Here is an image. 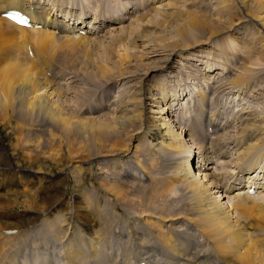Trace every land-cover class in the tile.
I'll return each instance as SVG.
<instances>
[{
  "label": "bare ground",
  "instance_id": "bare-ground-1",
  "mask_svg": "<svg viewBox=\"0 0 264 264\" xmlns=\"http://www.w3.org/2000/svg\"><path fill=\"white\" fill-rule=\"evenodd\" d=\"M189 1L176 0V2H181L183 5L185 3L190 5L194 1L193 6L188 11L189 13L183 16L185 23L180 24L179 27L171 26L170 29L164 27L159 33L151 31L147 27L161 24L157 12L170 11V8L175 6L173 0H151V12L135 19L127 27L112 30L110 28L111 23H118L119 21V18L112 16L109 17V20H103L104 18H102L105 21V26L101 25L103 22H96L97 19L95 20V25L99 23L101 26H92L101 34H105L104 40L109 39V48L116 46L117 43L121 44V47L125 48L124 55L128 54L127 59L130 58L132 64L127 66L126 71L128 79L131 77L128 81V83L130 82L129 88H127L128 93L124 96H118L120 103L112 109L117 115L105 113L98 120H94L97 117L91 118L94 120L92 122L86 117L76 115V111L66 105L65 96L68 93H65L64 89L61 90L59 86L57 87L48 79L39 76L38 70L36 71L32 65H29L26 62L27 60L23 59L24 56H20L21 59L18 53L14 55L11 52L14 48L20 47V44L25 42L24 39H27L36 41L37 56L48 47L47 40L59 41L58 37L54 35L56 34L54 33L55 30L66 34L60 40L91 44L92 41L85 39L78 32L81 27L88 28L85 19L89 15L85 12L83 13L85 15L80 13V19L76 18L77 21L71 24L69 21L62 20L61 15L53 12L48 8L49 5L44 3H36L33 0H0V42H4L7 47L12 46L6 50L3 43V47H0V110L17 108L19 112L26 110L33 115L36 112L39 114L41 112L42 116L49 120L54 127L60 129L62 134L70 135L76 132L82 134L80 129L82 125L89 128V133L97 142L93 146L97 147L90 150L91 155L88 159L91 158L92 167L104 164L102 167L97 166L96 174L101 181V199L109 206V211L114 215L111 217L108 213L106 214L107 210L102 211L100 209L97 214L93 215L91 213L87 217L90 220L92 217L97 219L96 222L99 221V227L103 232L113 228L114 222L120 219L125 221V225L129 226V232L134 233L139 238L142 239L146 235L149 236V240L153 238L154 246L157 247L155 249L158 251L154 249L157 255L153 254L152 259H149L150 264H264V197L256 196L257 193L264 191V176H261L264 170L259 172L261 174L258 173L255 177L253 176L254 178L250 177L258 168L264 151V119L259 118L258 115L256 116V113L252 114V112H247L245 109L242 111L243 115L239 119L240 125L235 131L234 142L236 145L234 154H232L231 146L222 142L223 136H219L223 124L220 125L211 121L212 116L208 119V125L210 126L209 129L207 128L208 130L205 128L206 131L204 129L195 131L191 121L189 125L187 123L189 121L184 123L185 121L183 122L176 118V115H173V106L175 104L179 105L189 91L186 92L181 88L182 92H179L175 89L176 97H174V95H169L170 91H167L165 85H162L166 81L164 78L167 77L163 73L166 68L171 73L178 67L181 69L186 64L173 60L177 54H183L181 57L184 61L189 60L186 56L190 55L189 52H195L198 54L197 56L203 53L204 55L201 56L206 58L207 55H211L212 50L202 51L200 47H203V45L208 47V44L213 46L212 41L219 40L221 37L218 38V36L223 33L228 35L227 38H223L224 40L221 38V42L219 41L221 43L219 48L221 49L215 48L217 57L228 61L235 53L240 55L234 49L233 43L241 42L242 44L237 43V45H246L247 49L251 51L250 60L256 52L259 54L258 60L264 64V0H191L190 3ZM235 1L240 4L242 10ZM158 4L160 5L159 8L156 7ZM209 4L216 5V19L213 18L215 10L213 8L210 11L212 6L210 5V7ZM19 7L31 15L32 26L18 24L3 13L9 8ZM204 11H210L207 18L203 16ZM40 23L42 26L39 25ZM94 27H90V32ZM138 30H142V32H138ZM239 30L249 31V34L252 30L250 40H246L244 36L240 37ZM87 32L89 31L87 30ZM121 47L119 46V48ZM133 47L137 48L135 51L141 55L139 56L140 59L129 53V50ZM59 51L61 52L60 57L66 61L68 67L74 69L80 65L77 62L80 58L76 49L63 46ZM9 52L10 57L4 56L5 53ZM156 58H163L159 65L155 62ZM249 59L241 64L242 66H238V69H236L238 72L235 74L234 79L227 82L230 86L229 90L235 91V88L243 87L248 91L246 86L249 87L250 85L249 78L259 74V70H256L253 64L247 66L250 62ZM215 61L221 62L219 58ZM224 61L221 63H224ZM33 66L35 67V65ZM215 66L218 67V65ZM215 66L213 68L217 70L218 68L216 69ZM262 67L264 69V65ZM198 71L202 72L201 70ZM178 73H180L179 70ZM204 73L202 72L201 76L203 80H207L205 82L208 86L211 84L210 86L214 87L219 80H223L217 78L220 77L219 73L217 75ZM159 74L161 75L160 82H156ZM15 79L20 81L13 83ZM109 81L110 84L118 83L116 78H111ZM252 84L254 83L252 82ZM23 90H28L31 94L30 102L20 98V93ZM225 90L223 91L225 92ZM251 90L253 93V89ZM122 92L125 93L123 90ZM207 96L204 93V100H207L205 99ZM204 108L201 107V109ZM168 114L170 115L168 116ZM215 114L214 118L217 117H215ZM165 117H169L168 121ZM203 124L201 123V125ZM210 129H213V133H210ZM0 133H5V130L0 129ZM201 137L204 138L203 144H197L194 147L193 141ZM123 138H126L124 139L126 143L123 142ZM6 139H8V134H4V138L0 137V154H9L8 148L4 146V140L6 141ZM190 141L193 143H189ZM66 152L67 155H71V160L67 163L66 168L71 169V172H73L78 166L77 163L80 162L78 157L83 156L84 152L81 149L78 151L66 150L65 155ZM195 155H198L197 167H193ZM9 157L11 163L12 157ZM102 159L103 161H101ZM158 159H162V162L164 161L167 164V166L166 164H160V167H163L162 170L159 167ZM213 159L215 161L220 159L218 161L219 167L233 168V171L236 169L231 176L232 181L227 183L225 187H220V185L225 184V180H228L225 175L227 174L226 170L221 169L225 173H219V170L213 173L208 172ZM122 160L130 165V168L127 166L125 176L124 171H120L121 167L125 168L122 166L123 163H120ZM132 169L143 171L146 176L145 184L148 185L147 190L143 189V187L146 188L145 186L142 187V185L136 183L139 179H133L132 173H130ZM128 170L130 171L128 172ZM35 173L39 174V172L34 171L29 175ZM229 175H231V170ZM231 183L236 184L232 186ZM229 185L230 187H228ZM178 189L181 190L183 196H187V198L185 197L186 201L183 199L185 213L182 215L171 213L167 208L168 202L171 203L172 201V193H175ZM219 189H222L220 193L217 191ZM249 189H253L255 195L249 194ZM256 198L260 200L257 201ZM125 214L131 217H127ZM72 223H74L73 227L77 225L75 220ZM95 226L91 225L87 228V233L94 239L101 238L102 232L101 234L96 232ZM256 230H259L257 236L254 235ZM99 235L100 237H98ZM190 236H192V239L197 237L203 245L202 250L193 257L186 256L187 248H184V243L187 242ZM91 244L93 245V243ZM92 245L91 249L95 246ZM147 245H150V242ZM143 248L145 249V247ZM75 252V250H71L69 253L74 263L77 258H75ZM146 253L148 252L146 251ZM143 256L145 255L143 254ZM146 257L149 258V255Z\"/></svg>",
  "mask_w": 264,
  "mask_h": 264
},
{
  "label": "rangeland",
  "instance_id": "rangeland-1",
  "mask_svg": "<svg viewBox=\"0 0 264 264\" xmlns=\"http://www.w3.org/2000/svg\"><path fill=\"white\" fill-rule=\"evenodd\" d=\"M33 2L49 5L48 8L61 15L62 20L64 19L66 22L69 21L71 24L74 21H77V19H80V13L83 14L85 12V14H88L89 17L85 19V22L87 21L86 23H88L86 25L88 28H86V32L81 35L92 42L91 44H88L60 40L64 38L66 34L55 30L54 33L56 34L54 35L58 37L59 41L52 42V40H47L48 47L40 52L39 55L36 56V41L27 39L23 40L25 42L20 44V47H18L19 49L14 48L11 52L14 55H17L18 53L19 58L24 56L23 59H25V61L27 60L26 62L29 65H32L36 71L38 70L37 72L39 73V76L48 79L57 87L59 86L61 90L64 89L63 91L68 93L65 96V101L67 102L66 105L76 111V115L86 117L92 122L98 120L105 113L117 115L112 109L116 108L120 103L118 96H124L128 93L127 88H129L130 85V82L128 83V81L131 77L128 79L126 71L127 66H131L130 64L132 63H130V58L127 59L128 54L126 53L124 55L125 48L121 47V44L117 43L116 46H114L116 49L112 46L109 48V39L104 40L103 37L105 34L98 32L95 27L101 25L105 26L106 24L103 20H109V17L111 18V16L117 19L119 18L118 23H111L110 28L112 30H115V28L118 29L130 26L135 19H139L146 13L151 12V0H33ZM190 2L192 1L190 0L189 3ZM193 2L190 5L187 3L183 5V3H178L176 0H173L175 6L170 8V11L165 12L162 10L157 12L158 20H160L161 24H155L154 27H145L151 31H157L158 33L161 32L160 30H163L164 27L166 29H170L171 26L179 27L180 24L185 23L183 16L189 13L188 11L190 7L193 6ZM235 2L242 10L240 4H238L237 1ZM210 5L211 4H209V6ZM215 6H212L210 11L213 8L215 10ZM156 7L159 8L160 5L158 4ZM110 10L111 12H109ZM99 12L102 13L103 16ZM209 12H203L204 18L209 16ZM214 12V17H212L216 19L217 10ZM102 18L104 19L102 20ZM95 20L96 22L100 21L103 23L101 25L99 23L98 25H95ZM90 27H94L93 29L95 30L92 29L90 32ZM110 28L109 30H111ZM87 30L89 32H87ZM83 31H85V29H83ZM138 32H142V30H138ZM247 33L249 34V31H238L240 37L244 36L246 40H250L249 37L252 36L253 32L251 30L249 36ZM227 35L228 34L225 35V33H223L221 36L219 35L218 38L221 37L222 40H224L225 37L227 38ZM221 38L212 41V44L214 43L213 46L208 44L209 48L206 45L200 47L202 51H207L209 49L212 50H210L211 55H205L206 58L201 56L204 55L201 52V54L199 53V56H197L198 54L195 52H189L190 55H186L189 60L184 61L181 57L183 54H177L173 60L186 64L182 66L183 69L178 67L171 73H169L166 68L163 73L166 74L167 77L164 78L166 81L162 85H165L166 90L170 91L169 95H174V97H176L174 93L176 90L182 92L181 88H183L186 92L189 91L188 95L180 101L179 105L175 104L173 106V115H176L175 117L183 122L185 121L184 123L189 121L187 122L189 125L191 121V125L194 126L195 131H201V129L205 130V128L209 129L210 126L208 125V119L213 116L211 121L220 125L223 124V126H221L222 130L219 133L220 137L223 136L221 141L226 145L229 144V146H231V153L234 154V148L236 145L234 142L235 131L240 125L239 119L240 116L242 117L243 115L242 111L245 109L247 112H252V114L256 113V116L258 115L259 118L264 119V69L262 67L264 64L258 60L259 54L256 52H254L252 59L250 60L251 51L247 49L246 45H240L242 44L241 42L233 43L234 49L238 51L240 55H238V53H235L234 56L231 54L233 58L231 56L232 59L230 58L228 61H224L220 57H217L218 55L216 56L215 54L217 53L215 48L221 49L219 48V46L221 47ZM128 42L129 40L127 43ZM0 43V47L2 48V45L5 43ZM237 43L240 44L237 45ZM4 46L6 47V50L12 47H7L6 44ZM63 46H68L77 50V55L80 58L79 61L77 60L80 64L77 68L72 69L68 67L66 61L60 57L61 52L59 49ZM119 46L121 48H119ZM204 48L205 50H203ZM136 49L137 48L135 47L131 48L129 53L137 57L141 56L135 51ZM9 54L10 52L5 53L4 56L10 57L11 54ZM214 58L215 60H218L219 58V61H224V63L217 61V64ZM247 59L250 60L247 66L253 64L254 68L259 70V74H255L253 75L254 77L249 78L250 85L249 87L246 86L248 91L243 87L235 88L236 92L232 89L229 90L230 86L227 82L234 79L235 74L238 72L236 69H238V66L243 64ZM162 60L163 58H156L155 62L159 65ZM33 65H35V67ZM215 65H218V67ZM213 66L218 69L215 70ZM212 68L213 70H211ZM178 70L180 73H178ZM198 70L205 72L204 74L214 73V75H217V73H219L220 77L218 76L217 78L223 80H219L218 84H216L217 86L215 85L214 87H211V84L208 86L206 83L207 80H203V77L201 76L202 72ZM160 76V74L157 76L158 80H156V82H160ZM111 78H116V82L118 83L110 84L109 80ZM19 81L20 80L15 79L13 80V83ZM252 82L254 84H252ZM175 83L177 84L175 85ZM224 89H226L225 92L223 91ZM239 89L241 90L237 92ZM251 89H253V93ZM122 90L125 91V93L122 92ZM204 93L206 96L208 95L205 98L207 100H204L203 98ZM20 94V98L25 99L27 102L31 101L32 96L29 94L28 90H23ZM212 97H215L216 99ZM218 98L219 100H217ZM201 107H205L206 109H201ZM37 113L38 112L35 114L34 112L35 115H33L26 110L19 112L17 108L0 110V129L5 130V133H0V137L4 138V134H8V139H6V141L4 140V146L9 150V154L7 155L0 154V264H145L146 262L147 264H150L149 259H152L153 254L157 255L156 251H158L155 249L157 247L154 246L153 238L149 240L148 235H146V237L144 236L142 239L139 238L134 233L129 232V226L125 225L124 220L123 222L120 219H118L119 221L114 222L113 228L107 232H103L99 227V221L96 222L97 219L92 217L90 220L87 217L91 213H93V215L95 213L97 214L100 209L102 211L107 210L106 214L108 213L111 217L114 215L109 211V206L103 201V199H101V181L96 174L97 166L100 165L92 167L93 163H90L91 158L88 159L91 155L90 150L97 147L93 146L96 140H94L93 136L89 133V128L82 125V128H80L82 134L79 132L70 135H67L66 133L62 134L60 129L54 127L49 120H46L45 117L42 116L41 112L40 114ZM214 114L215 117L217 116L216 118H214ZM169 115L170 114H168V116ZM94 117L97 118L94 120L91 119ZM165 119L168 121L169 117H165ZM201 123H204L205 125H201ZM210 133H213V129H210ZM219 136L217 137L219 138ZM124 139L126 138H123V142L126 143ZM203 139V137L196 138L195 141H193L194 147H196L197 144L202 145V142L204 141ZM191 142L192 141L189 143ZM79 149L84 152V155L78 157L80 162L77 163L78 166L76 170L71 172V169L66 168V165H68L67 163L71 160V155H67V152L65 155V151H78ZM262 154L261 159L258 157V159H260L259 166L261 167L259 168L258 166L250 177H255L261 170H264V167H262L264 166V151ZM9 156L12 157L11 163ZM103 159L101 161H103ZM158 160L159 167L160 164H166V162H162V159ZM194 161L195 163L193 164V167H197L199 162L198 155H195ZM218 161H220V159ZM218 161H215L214 159L212 160V166H210L208 172L211 171L213 173L214 171L219 170L220 173L226 170L227 174L225 175L228 180H225V184L220 185V187H225L227 183L232 181L231 176L236 169L233 171V168L227 169L225 166L219 167ZM120 163H123L122 166L125 167L120 168L121 172L124 171L123 174L125 176L127 173H125L127 166L130 168V165L127 164L125 160L120 161ZM162 168L163 167H160L161 170ZM230 170L231 175H229ZM34 171L39 172V174L35 173L30 176L29 173H34ZM129 171L130 170H128V172ZM130 173H132L131 176L133 179L140 180L136 181V183L142 185V187H146H143V189H148V185L145 184L146 176L143 171L140 169H132ZM263 173L264 171L262 174H259L264 176ZM156 177H158V175H156ZM232 183L230 184L232 186L236 184ZM230 185L228 187H230ZM219 190L217 191L220 193L222 189ZM181 193L180 189L176 190L175 193H172V201L171 203L168 202L167 205V208L171 213H176L178 215L185 213V202L183 199L186 201L187 196H183ZM118 195L121 196L120 194ZM257 195L264 197V191L257 193L256 196ZM256 200L259 201L260 199L256 198ZM125 215L131 217L128 214ZM74 220L77 225L73 227L74 223L72 222ZM91 225H96V232H99L100 234L102 232L101 238L94 239L87 233V228ZM73 232L75 236L73 235ZM258 234L259 230L254 231V235L257 236ZM98 237H100V235ZM191 239L192 236H190L187 239V242L184 243V248H187L185 252L186 256L189 257L195 256L203 248L201 241L197 237ZM90 242L95 245L92 249V244ZM149 242L150 245H147ZM141 246L145 247V249ZM70 247L71 249H69ZM69 250L76 251L75 258H77L75 263L71 258L72 256L70 257ZM146 251L148 252L146 254L149 255V258L146 257ZM79 254L80 256H78ZM143 254L145 256H143ZM2 256L4 257V261ZM142 257L145 260L148 258V260L145 261ZM139 258L142 262L138 260Z\"/></svg>",
  "mask_w": 264,
  "mask_h": 264
}]
</instances>
